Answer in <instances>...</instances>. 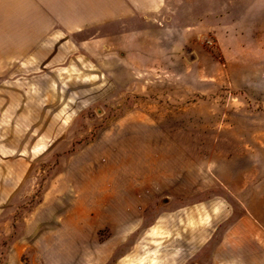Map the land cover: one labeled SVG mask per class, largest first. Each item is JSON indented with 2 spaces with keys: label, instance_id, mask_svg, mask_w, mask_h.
Instances as JSON below:
<instances>
[{
  "label": "rangeland",
  "instance_id": "rangeland-1",
  "mask_svg": "<svg viewBox=\"0 0 264 264\" xmlns=\"http://www.w3.org/2000/svg\"><path fill=\"white\" fill-rule=\"evenodd\" d=\"M159 19L0 42V264H264V0Z\"/></svg>",
  "mask_w": 264,
  "mask_h": 264
},
{
  "label": "crops",
  "instance_id": "crops-1",
  "mask_svg": "<svg viewBox=\"0 0 264 264\" xmlns=\"http://www.w3.org/2000/svg\"><path fill=\"white\" fill-rule=\"evenodd\" d=\"M165 9L166 0H0V42L32 45L53 31L72 38L133 21L150 29Z\"/></svg>",
  "mask_w": 264,
  "mask_h": 264
}]
</instances>
